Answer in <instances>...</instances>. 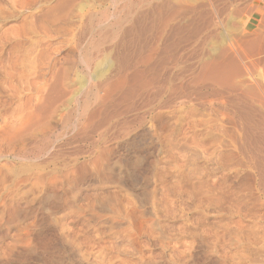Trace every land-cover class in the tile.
Returning <instances> with one entry per match:
<instances>
[{
    "label": "rangeland",
    "instance_id": "obj_1",
    "mask_svg": "<svg viewBox=\"0 0 264 264\" xmlns=\"http://www.w3.org/2000/svg\"><path fill=\"white\" fill-rule=\"evenodd\" d=\"M163 1L0 0V264H264V128L248 141L246 92L194 80L234 43L237 80L264 89L244 45L264 0H167L182 15L161 31Z\"/></svg>",
    "mask_w": 264,
    "mask_h": 264
},
{
    "label": "bare ground",
    "instance_id": "obj_2",
    "mask_svg": "<svg viewBox=\"0 0 264 264\" xmlns=\"http://www.w3.org/2000/svg\"><path fill=\"white\" fill-rule=\"evenodd\" d=\"M175 4H177V3H175ZM166 5H168L167 4V0H164L162 3H159V2L156 3L155 6H154V9H153V6H152V8H151L150 11L153 10V12L154 11L156 12V13H154V15L151 14V16H152V19H151V21H152L151 22V27L152 28L153 27H155V28L157 27L161 31L162 30H166L165 28L170 25V23L176 18L177 14L180 12V8L179 7L172 8L173 7V5H172V7H171L172 9L170 10V12L169 13L167 12L168 14L167 15L166 14L164 15V12L162 11V9ZM181 7H182V5H181ZM132 11L133 10H132V8L129 7V4H124L123 3L121 7L118 4H114V10L112 12V18H113L112 25L115 26V27L116 26H120L122 22H125V21L131 19L132 18V15H131V12ZM257 12L261 15V17H260V21L261 22L259 21L261 23V25L260 24L259 25L262 26V24H263V26H262V29L260 31L256 32L255 34H249L248 35V38L244 42V45H246V47H248L247 49H248L249 54H250V52L253 53L254 50H256L258 53H264V12L262 10H257ZM183 13H186V11L185 12L183 11ZM179 15H182V14H179ZM206 15H207V12H206ZM144 21H145V18L144 17H135V18H133V21L132 22L134 23V27L137 28V26H138V27L141 28L142 25H140V24L144 23ZM256 26H258V24ZM184 28L186 29L187 28V25L186 24L184 25V23L181 22V24H178V25L175 24V26L173 27V30H174L175 33H178V32L184 31L183 30ZM160 30H159V33H161ZM196 30H198V29H196ZM176 35H178V34H176ZM205 41H207L206 38H205L204 42ZM100 42L101 41H99L97 43L96 47H98L100 45ZM233 44L232 43L230 44L229 49L227 47L221 45V44H220V46L218 45L217 48L214 47L212 52H214V50H216L215 54H213L209 58L208 57H205L207 59H203L200 62L199 70L194 75V80L196 82H204V83L209 82L213 86H224V87H230L232 89L233 88H236V89L239 88L242 91H244V93L246 92L244 96L248 97V117H247L248 118V129L246 128V130H245V137L248 138V141H250L253 138V136L251 135L252 127H254V128H264V105H263L264 102L262 103V101L259 100L262 103L261 104L258 101V98L260 99V97H263L264 96V89H262L260 87V83L259 82L261 81V79H259V82H258L259 85L257 83V81H258L257 80V81H255L257 84H254V85H252V84L251 85L245 84V85H248V86H244L243 83L241 84L238 81L239 79L237 80V78L238 77H241V75H243V73H246V70L245 69L242 70L241 67H240V65H239V63H238V61L236 60V56L237 55L235 56L234 55V51H232V50H235L236 49L235 51H237V48ZM120 45L123 46L124 45V42L123 43L120 42ZM142 47H145V46H142ZM237 47H239V46H237ZM240 49H243V47L240 48ZM228 50H231L232 53H230ZM252 50H253V52H252ZM156 52H157V50L155 48L154 49H149V53L148 54H143V52L142 53L141 52H137V62H136L135 70H134V77L137 80H139V82L141 83V86L142 87L145 86L146 77L148 76V73L151 70V68L148 66V64H149V62H150L153 54H155ZM239 58L241 60V58H243V57H239ZM251 64H252V61H251ZM248 66H249V64H248ZM248 66H246V67H248ZM252 67H254V66H252ZM249 69H250V67H249ZM247 70H248V68H247ZM251 70H254V69L251 68ZM251 70H249L250 71V74L253 73V72L251 73ZM117 74H118V77H117V79H115V81H113L110 84H106V85L103 86L104 87V89H103L104 90V96L103 97L99 96L98 95V92H95L94 93V99L96 101H98L101 104L105 103L107 100H109V97H110V95L112 93V90L114 88L124 86V84L126 83V80H127L126 76L123 73H119V71L117 72ZM157 74L158 73L151 74V78L157 80V78H158L157 77L158 76ZM262 75H263V73H262ZM256 77H257V75H256ZM148 78H150V77H148ZM256 79H258V78H256ZM244 80H246V79H244ZM162 81L163 82H166V80H164V79ZM96 87H97V85H96ZM97 90L99 91V89H97ZM83 92H80V94L82 95ZM255 100H256V102L258 101V103H259V105L261 107V110L259 112L256 111V110H258L256 107H255L256 110L253 109V104L252 103H255ZM87 108H88V102H87V100H84L83 101L82 111H86ZM95 113H96V110L91 111L89 113L90 114L89 117L94 116Z\"/></svg>",
    "mask_w": 264,
    "mask_h": 264
}]
</instances>
